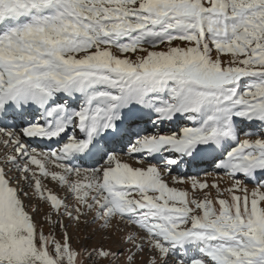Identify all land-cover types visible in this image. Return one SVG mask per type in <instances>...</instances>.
I'll list each match as a JSON object with an SVG mask.
<instances>
[{"label": "snow or ice", "instance_id": "snow-or-ice-1", "mask_svg": "<svg viewBox=\"0 0 264 264\" xmlns=\"http://www.w3.org/2000/svg\"><path fill=\"white\" fill-rule=\"evenodd\" d=\"M0 264H264V0H0Z\"/></svg>", "mask_w": 264, "mask_h": 264}, {"label": "rangeland", "instance_id": "rangeland-1", "mask_svg": "<svg viewBox=\"0 0 264 264\" xmlns=\"http://www.w3.org/2000/svg\"><path fill=\"white\" fill-rule=\"evenodd\" d=\"M200 176H201V178H203V176H204L203 172L200 173ZM207 180H208L209 183H212L214 180H218V178L216 176H214V175H212V176L209 175L207 177ZM222 181H223V183L226 184L228 182L227 177H222ZM46 183H47L49 188H52L55 192L59 193L61 196L64 194L54 183H52L50 181H46ZM251 187H252V185L250 184L249 188L251 189ZM30 203L36 204L39 207H43L44 210L47 211L46 206L41 205L35 199L33 201H31ZM42 215H43V213H41L39 216H37V219H40ZM118 227L120 229H122L123 231L115 233L114 236H113V240L112 241L104 240L103 239V236H104L103 233H97L91 241H85L84 240V236L90 234L92 232V230L91 229L84 230L83 226H81V230L80 231H78V232L77 231H72V233H71L72 236H73L74 246H77V247L80 246L79 244L76 243L79 240L81 243H86L87 246H89V247H91L93 245H96V244L104 243L105 246L111 245L113 248H116L117 247V243L116 242L119 240V237L121 235L126 234L129 231H134V229H132L129 226L124 225L122 223L119 224ZM45 230L47 231V228ZM145 258H147V253L145 254Z\"/></svg>", "mask_w": 264, "mask_h": 264}, {"label": "bare ground", "instance_id": "bare-ground-1", "mask_svg": "<svg viewBox=\"0 0 264 264\" xmlns=\"http://www.w3.org/2000/svg\"><path fill=\"white\" fill-rule=\"evenodd\" d=\"M189 169H195V168H188L187 170H189ZM182 171H184V170H182ZM185 173V172H184Z\"/></svg>", "mask_w": 264, "mask_h": 264}]
</instances>
